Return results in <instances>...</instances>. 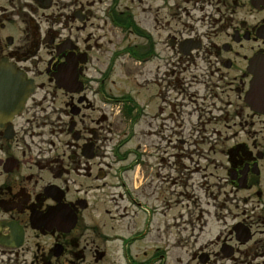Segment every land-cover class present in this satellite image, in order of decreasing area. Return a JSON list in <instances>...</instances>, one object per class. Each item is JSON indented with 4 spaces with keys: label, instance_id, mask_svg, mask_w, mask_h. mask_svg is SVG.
I'll list each match as a JSON object with an SVG mask.
<instances>
[{
    "label": "flooded vegetation",
    "instance_id": "1",
    "mask_svg": "<svg viewBox=\"0 0 264 264\" xmlns=\"http://www.w3.org/2000/svg\"><path fill=\"white\" fill-rule=\"evenodd\" d=\"M131 2L0 0V264H264V0Z\"/></svg>",
    "mask_w": 264,
    "mask_h": 264
},
{
    "label": "water",
    "instance_id": "2",
    "mask_svg": "<svg viewBox=\"0 0 264 264\" xmlns=\"http://www.w3.org/2000/svg\"><path fill=\"white\" fill-rule=\"evenodd\" d=\"M2 66V65H0ZM254 99L256 108L264 109V60L255 63Z\"/></svg>",
    "mask_w": 264,
    "mask_h": 264
},
{
    "label": "rangeland",
    "instance_id": "3",
    "mask_svg": "<svg viewBox=\"0 0 264 264\" xmlns=\"http://www.w3.org/2000/svg\"><path fill=\"white\" fill-rule=\"evenodd\" d=\"M126 3H127V5L128 6H132V8H134V6H133V2H131V0H126ZM120 68H118L117 70H119ZM129 84H134V83H132L131 81H129V80H126V83H125V81H124V83H122V84H120L119 86H117V91H119V93H122V91H124L128 86H129ZM120 88H124L123 90L122 89H120ZM120 90H122V91H120ZM112 143V142H111ZM112 145V144H111ZM130 178L134 181L135 180V175L134 174H130ZM138 180H139V178L137 179V182H138Z\"/></svg>",
    "mask_w": 264,
    "mask_h": 264
}]
</instances>
